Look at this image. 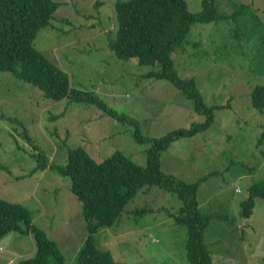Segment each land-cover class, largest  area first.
I'll return each mask as SVG.
<instances>
[{
  "label": "rangeland",
  "instance_id": "obj_1",
  "mask_svg": "<svg viewBox=\"0 0 264 264\" xmlns=\"http://www.w3.org/2000/svg\"><path fill=\"white\" fill-rule=\"evenodd\" d=\"M53 1L59 7L50 25L36 33V48L69 74L72 87L94 91L127 120L93 104L46 98L0 69V199L26 206L33 224L55 240L64 264H74L87 230L70 178L55 168L66 163L68 150L81 148L95 161L118 150L143 166L149 143L134 139L135 125L145 138H160L203 122L206 115L196 113L193 101L169 78L143 75L158 65L118 58L109 47L114 4L129 0ZM186 1L192 12L202 9V0ZM241 4H249L238 17L241 29L233 19L196 22L172 54L178 74L195 77L214 115L206 130L162 152V170L186 183L209 177L197 193L199 211L231 220L214 218L204 229L212 264H264V200H254L249 218L240 216L239 207L248 188L264 181V111L250 105L252 88L264 84V0H216L224 13ZM33 152L46 158L44 170L33 171ZM181 206L176 194L143 187L115 224L95 234L96 242L126 264H191L187 229L172 216ZM34 251L31 234L9 232L0 239V264H16Z\"/></svg>",
  "mask_w": 264,
  "mask_h": 264
},
{
  "label": "trees",
  "instance_id": "obj_2",
  "mask_svg": "<svg viewBox=\"0 0 264 264\" xmlns=\"http://www.w3.org/2000/svg\"><path fill=\"white\" fill-rule=\"evenodd\" d=\"M201 6L199 12H192L186 0H129L114 4L116 29L108 45L115 55L122 59L133 57L137 64L158 65L160 68H150L143 75L172 80L193 101L195 112L206 115V119L193 123L189 128H178L160 138L150 139L142 136L134 123V139L149 143L143 166L135 164L118 150L101 161H95L81 148L68 150L66 163L55 168L60 175L70 178V190L81 203V215L87 230L74 264H126L115 259L109 248L99 245L95 234L115 224L125 205L143 187H157L178 196L182 202L180 213L172 216L177 224L187 229V257L191 264H212V252L204 240V229L214 218L228 223L231 220L223 213L203 215L199 211L197 193L209 177L204 175L193 183H186L162 170V152L174 141L206 130L214 115V107H207L204 103L195 77L178 74L172 54L187 41L196 22L233 19L238 31L243 26L238 18L240 11L248 8L249 4H241L232 13L219 12L216 0H202ZM58 7L53 0H0V69L8 70L37 87L46 98L93 104L114 119L127 120L94 91L72 87L69 74L36 48V33L50 25ZM255 32L253 29L244 36L248 39ZM250 105L264 111V84H256L252 88ZM31 156L37 161L33 171L46 168V158L42 153L33 152ZM258 198L264 200V181L248 188L247 199L239 204L242 218L251 216L254 200ZM12 231L31 234L35 244L34 253L16 264H64V255L55 240L33 224L30 210L0 199V239Z\"/></svg>",
  "mask_w": 264,
  "mask_h": 264
},
{
  "label": "built area",
  "instance_id": "obj_3",
  "mask_svg": "<svg viewBox=\"0 0 264 264\" xmlns=\"http://www.w3.org/2000/svg\"><path fill=\"white\" fill-rule=\"evenodd\" d=\"M236 191H237V192H239V190H238V189H237Z\"/></svg>",
  "mask_w": 264,
  "mask_h": 264
},
{
  "label": "crops",
  "instance_id": "obj_4",
  "mask_svg": "<svg viewBox=\"0 0 264 264\" xmlns=\"http://www.w3.org/2000/svg\"><path fill=\"white\" fill-rule=\"evenodd\" d=\"M86 228V227H85Z\"/></svg>",
  "mask_w": 264,
  "mask_h": 264
}]
</instances>
